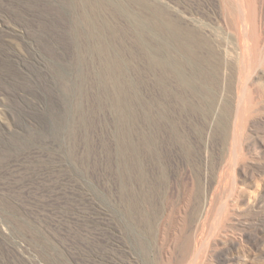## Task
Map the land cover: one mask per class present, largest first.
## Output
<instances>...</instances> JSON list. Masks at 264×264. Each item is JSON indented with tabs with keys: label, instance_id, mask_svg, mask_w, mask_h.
<instances>
[{
	"label": "rangeland",
	"instance_id": "1",
	"mask_svg": "<svg viewBox=\"0 0 264 264\" xmlns=\"http://www.w3.org/2000/svg\"><path fill=\"white\" fill-rule=\"evenodd\" d=\"M0 264H264V0H0Z\"/></svg>",
	"mask_w": 264,
	"mask_h": 264
},
{
	"label": "bare ground",
	"instance_id": "2",
	"mask_svg": "<svg viewBox=\"0 0 264 264\" xmlns=\"http://www.w3.org/2000/svg\"><path fill=\"white\" fill-rule=\"evenodd\" d=\"M231 7V6H230ZM48 65V64H47ZM27 69V68H26ZM46 70V69H45ZM27 96V95H26ZM6 97V96H5ZM28 97V96H27ZM31 97V96H30ZM32 98V97H31ZM37 108V107H36ZM67 181V180H66ZM70 182V181H69ZM72 187V186H71Z\"/></svg>",
	"mask_w": 264,
	"mask_h": 264
}]
</instances>
